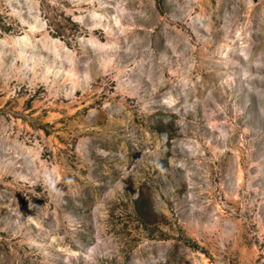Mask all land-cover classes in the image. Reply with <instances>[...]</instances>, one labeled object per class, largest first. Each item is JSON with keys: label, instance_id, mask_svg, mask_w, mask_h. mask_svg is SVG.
Wrapping results in <instances>:
<instances>
[{"label": "rangeland", "instance_id": "rangeland-1", "mask_svg": "<svg viewBox=\"0 0 264 264\" xmlns=\"http://www.w3.org/2000/svg\"><path fill=\"white\" fill-rule=\"evenodd\" d=\"M0 264H264V0H0Z\"/></svg>", "mask_w": 264, "mask_h": 264}]
</instances>
